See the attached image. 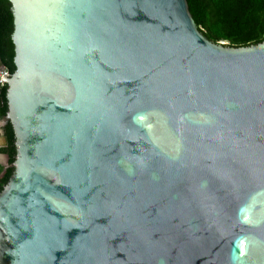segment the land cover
I'll list each match as a JSON object with an SVG mask.
<instances>
[{
	"label": "water",
	"instance_id": "water-1",
	"mask_svg": "<svg viewBox=\"0 0 264 264\" xmlns=\"http://www.w3.org/2000/svg\"><path fill=\"white\" fill-rule=\"evenodd\" d=\"M8 1L0 264H264V41L187 0Z\"/></svg>",
	"mask_w": 264,
	"mask_h": 264
},
{
	"label": "trees",
	"instance_id": "trees-1",
	"mask_svg": "<svg viewBox=\"0 0 264 264\" xmlns=\"http://www.w3.org/2000/svg\"><path fill=\"white\" fill-rule=\"evenodd\" d=\"M189 10L204 35L214 42L248 46L264 41V0H187ZM13 15L8 0H0V59L9 74L15 70L14 44L11 39ZM6 85L0 96V120L7 112ZM7 145L0 152L8 157L7 166L0 165V191L8 182L15 159L14 133L9 122L3 125Z\"/></svg>",
	"mask_w": 264,
	"mask_h": 264
},
{
	"label": "crops",
	"instance_id": "crops-1",
	"mask_svg": "<svg viewBox=\"0 0 264 264\" xmlns=\"http://www.w3.org/2000/svg\"><path fill=\"white\" fill-rule=\"evenodd\" d=\"M4 131H3V125L0 124V148H4L7 144H5L4 139ZM8 161V157L6 154L0 152V165L5 166L6 162Z\"/></svg>",
	"mask_w": 264,
	"mask_h": 264
},
{
	"label": "built area",
	"instance_id": "built-area-1",
	"mask_svg": "<svg viewBox=\"0 0 264 264\" xmlns=\"http://www.w3.org/2000/svg\"><path fill=\"white\" fill-rule=\"evenodd\" d=\"M7 75H9V73L7 72L6 69L0 71V86H1V87L4 85V82L2 81V79H3L5 76H7Z\"/></svg>",
	"mask_w": 264,
	"mask_h": 264
}]
</instances>
